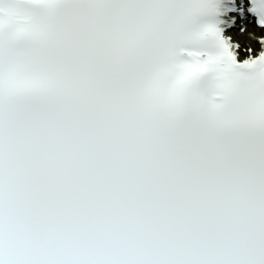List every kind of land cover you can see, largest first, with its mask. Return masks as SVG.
Returning <instances> with one entry per match:
<instances>
[{
	"label": "snow or ice",
	"instance_id": "obj_1",
	"mask_svg": "<svg viewBox=\"0 0 264 264\" xmlns=\"http://www.w3.org/2000/svg\"><path fill=\"white\" fill-rule=\"evenodd\" d=\"M0 264H264V0H0Z\"/></svg>",
	"mask_w": 264,
	"mask_h": 264
}]
</instances>
